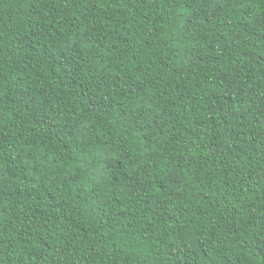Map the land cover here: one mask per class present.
Instances as JSON below:
<instances>
[{
	"label": "trees",
	"instance_id": "trees-1",
	"mask_svg": "<svg viewBox=\"0 0 264 264\" xmlns=\"http://www.w3.org/2000/svg\"><path fill=\"white\" fill-rule=\"evenodd\" d=\"M0 264H264V0H0Z\"/></svg>",
	"mask_w": 264,
	"mask_h": 264
}]
</instances>
